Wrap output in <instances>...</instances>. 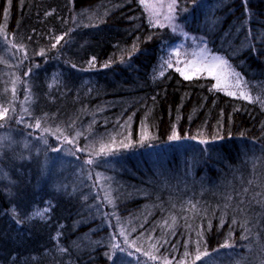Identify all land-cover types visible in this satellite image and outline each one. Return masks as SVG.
<instances>
[{
	"label": "trees",
	"instance_id": "trees-1",
	"mask_svg": "<svg viewBox=\"0 0 264 264\" xmlns=\"http://www.w3.org/2000/svg\"><path fill=\"white\" fill-rule=\"evenodd\" d=\"M178 2L191 27L201 19L208 25L205 34L214 53L241 75L264 79V0ZM155 30L136 0H0V113L8 110L0 129L30 132V122L23 118L30 114L26 110L35 88L39 94L47 83L48 66L58 63L68 74L64 88L72 103L86 100L80 81L85 73L101 78L108 74L114 85L102 87L100 80L95 81L101 90L86 108V116L80 119L84 112H78L79 118H71L72 108L61 119L60 127L68 125L63 135L78 128L83 134L82 122L85 118L91 122L86 124L88 135L67 158L64 175L61 165L59 172H51V166L41 173H33L34 168L20 171L9 166L14 161L7 162L14 154L5 155L0 169V264L7 260L38 264L40 258L50 263L44 249L50 250L46 242L55 238L66 246L72 264H187L189 253L195 252L193 227L169 222L167 208L160 203L163 197L146 191L157 179L156 170L193 177L192 185L203 179L210 184L241 172L238 167L245 166L246 155L264 154V114L253 103L229 95L232 89L218 85L212 76L184 75L182 68L192 52L171 54L170 38ZM50 88L54 84L46 87ZM47 99L35 98L32 115ZM61 113L66 112L57 115ZM221 114L232 122L233 130L216 140L197 139L195 118L216 119ZM99 157L109 160V173L115 175L109 192H98L100 200L96 192L84 196L93 187L100 190L94 173L91 189L69 174L72 162L91 164V158ZM262 185L251 188L261 191L260 201ZM186 192L181 190L177 199ZM226 201L219 203L227 207L224 219L231 223L240 217L251 225L239 242L240 255L247 258L252 253L246 264L259 259L264 264V243L253 241L261 237L255 227L260 222L254 225L248 214L233 212ZM213 211L214 219H220L221 208ZM201 227L203 235L211 234V243L222 242L223 225L215 233L206 224ZM211 250L198 253L201 259L195 257L192 264H217ZM63 258L65 254L61 263Z\"/></svg>",
	"mask_w": 264,
	"mask_h": 264
},
{
	"label": "rangeland",
	"instance_id": "rangeland-1",
	"mask_svg": "<svg viewBox=\"0 0 264 264\" xmlns=\"http://www.w3.org/2000/svg\"><path fill=\"white\" fill-rule=\"evenodd\" d=\"M136 2L145 17L148 26L155 27L157 33L170 38L171 44L168 51L171 54L176 55L179 51L185 53L192 52V58L187 62L186 68H182V73L184 75L201 74L204 76H212L215 83L226 90L231 88L234 95H238V97L243 98L247 102L253 103L258 111L264 114V79L254 80L241 75L238 71L228 65L224 56L214 53L209 44L208 36L205 34V27L208 25H205L202 19L198 20L194 27H191L188 20L183 19L182 17V10L179 6L178 0H144V2H142V0H136ZM146 3L155 5V10L153 11L145 7ZM169 5H173V7L170 9ZM144 36L146 37L147 35L144 34ZM151 38H153L152 35ZM214 57H219L221 59L215 60ZM85 64L89 67L94 66L93 62L87 61ZM208 65L214 66L211 74L203 70ZM44 74H52V77H50V75L49 77H46L47 83L44 89H41L40 93L38 91L39 94L36 93L37 88H35L31 96L32 100L29 101V108L26 110V112L30 114L28 117L23 118L30 122L28 123L30 125V132L19 129L15 130V128L4 127L3 129H0V169L4 166L2 160L5 155L14 154L12 157H8V163L14 161L13 164L9 165L10 167L14 166L23 172L34 168L33 173L35 171L41 173V171L43 172L44 168L47 169L48 166H51V172L58 171L61 165L60 170L64 175L67 172V158L69 156L72 157V151L74 150L75 152L79 142L88 135L87 131L90 129L91 122L88 118H85V120L83 119L84 122H82L83 124L81 125L85 126L83 134L80 130L77 132L78 129H81L78 128L80 127L78 126L76 131L71 130L68 135H63L65 130L63 127H60L61 119L68 116V113L72 108H74L72 111L76 112L73 119H75V117L79 118V113L82 114L83 112L84 113L81 115L80 119L86 116V108L90 106L89 104H91L93 96H97L101 90V87L100 89H97V83L95 81L100 80L102 87L108 86L107 88H114L112 80L108 74L103 73V77L101 78L97 75H89L85 73L80 81L83 82L81 88H85L84 97L86 100L84 101L81 100V98H78L77 100L74 99L72 103V101L66 99L68 95H66V89L64 86L65 83H67L65 79L68 74L63 71L62 66L58 63L48 66L45 69ZM217 77H219V81L217 80ZM149 79L152 80V78ZM69 82L74 84L72 79ZM50 84H54L53 90L52 88H50V90L46 89ZM74 87L80 90L79 86ZM53 92H59L60 94L51 97L48 101L47 98L54 94ZM38 96L39 100H47L45 102L42 100L40 106L43 105V107L42 109L38 107L39 109H36L37 112L34 116L32 115V112L35 110L33 106L35 98H37L38 101ZM28 98L29 97L26 99L28 100ZM75 103L77 106L73 107ZM59 111H65L66 113H61V115L58 116L57 113ZM204 117H199L202 121L197 117L194 121L196 124L197 139L201 138L204 141L216 140L218 137L230 133L233 130L232 122L225 119L222 114L216 119H208L209 116H207V120H205L206 118ZM77 120L73 122L76 123ZM73 122L71 124H73ZM87 122H89L90 125L86 126ZM37 123L39 124V127H36ZM206 123L208 124V128H206ZM48 133L50 135H48ZM195 151L197 152L196 149H192V152ZM40 153H43L42 157L39 155ZM19 155H24L23 159ZM263 156L264 154L260 153H257L254 156L246 155L243 157L245 166L241 168L238 167V170H241V172L237 171L236 173H230V175L225 174L220 177L219 180L215 182L213 181L210 184L207 183L208 185L204 179L202 180V183L197 181L192 185L191 181L193 180V177L186 175L180 178L179 175L170 176L166 171L162 173L161 170H156L157 179L152 183H148L149 187L146 191L152 190L154 194L160 195L158 196L159 198L163 197V201L160 203L165 209L167 208L165 215H167L169 222L193 227L192 235H194V237L191 239L194 244L195 252L194 256L192 255L193 252L189 253L186 259L187 264H192L198 253H205L210 251V249H212L211 251L218 257L217 264H237L238 262H240V264H246L251 259L248 257L252 253H248L247 258L240 255L242 244H239L242 238L247 237L246 235L248 234L247 232L251 225L247 224L244 220L242 221L240 217L237 220L231 219V223H229L230 219H224V210L227 209V207L226 204L219 203H224L226 200L227 203L228 200L232 199L228 203L231 207H234L233 212L248 214L250 219L253 220L254 225L260 222V225L257 224L255 227L260 231L261 237H258L257 235L255 237L256 240L253 241L257 243L256 245L264 243V237H262V232H264V200L260 201V190L251 189L258 183H262L263 185L261 187L264 189ZM104 158L99 157L94 158V160L91 158V164H86L77 160L72 162V167L69 168V174L75 176L76 181L77 179H83L85 181H83L84 187L85 184H88V187L91 189V179L96 177L95 181L100 190H95L93 187L91 191L85 193V197H89L95 192L97 197L98 192H102L105 195L109 192L108 189L113 183L112 177L115 175L109 173V160ZM259 164L260 167H258ZM256 168L258 170H256ZM92 173L95 174V177H92ZM39 175L40 174L37 176L39 177ZM199 179L201 180V178ZM195 185H198V188L192 189L191 187ZM235 188L237 192H235ZM184 189L187 190V192L182 199H177L179 192L181 190L184 191ZM201 190L207 192L203 194ZM100 199L101 196L98 197V200ZM180 200V205H178L177 203H179ZM215 206L221 208L222 214L220 215V219H214L213 210ZM2 222L4 226L9 227L3 220L1 223ZM202 224L209 226L214 233L216 232L215 228L223 225L224 227L222 228L224 229L221 231L223 232L221 234L222 242L219 244L211 243L209 241L211 234L203 235L201 230ZM60 240L61 239L55 238L54 240L47 241L46 244H50L51 249H44V253L48 255L46 256L47 258L50 257L51 264H72L69 257H66V246L61 243ZM234 242L236 246L233 245ZM56 252L58 256L55 255ZM244 252H246V249ZM64 254L65 258H63L61 263L60 258H62ZM50 263L42 258L38 261V264ZM252 264H262V260H255Z\"/></svg>",
	"mask_w": 264,
	"mask_h": 264
},
{
	"label": "snow or ice",
	"instance_id": "snow-or-ice-1",
	"mask_svg": "<svg viewBox=\"0 0 264 264\" xmlns=\"http://www.w3.org/2000/svg\"><path fill=\"white\" fill-rule=\"evenodd\" d=\"M142 2H144V0H142ZM145 7H147V8H149L150 10H155V8H156V6L155 5H150V4H145ZM173 7V5H169V8L171 9ZM214 59L215 60H219V59H221V58H219V57H214ZM213 67L214 66H212V65H208V66H206L203 70L204 71H207L209 74H211L212 72H213ZM185 78L186 79H188L189 77L188 76H185ZM217 80L219 81V77H217ZM229 95H232L233 93H228ZM245 98H248V97H245ZM7 109H4L3 110V112L2 113H0V119H3L4 118V116L6 115V113H7ZM36 127H39V124L37 123V125H36ZM176 138H178V137H173V139H176ZM193 207H195V206H193ZM196 259L197 260H199V259H201V257L198 255L197 257H196Z\"/></svg>",
	"mask_w": 264,
	"mask_h": 264
},
{
	"label": "bare ground",
	"instance_id": "bare-ground-1",
	"mask_svg": "<svg viewBox=\"0 0 264 264\" xmlns=\"http://www.w3.org/2000/svg\"><path fill=\"white\" fill-rule=\"evenodd\" d=\"M68 81H69V80H68ZM70 115H71V118H74V112L70 113ZM66 126H68V125L64 124V127H63L64 130H65V128H67ZM258 167H260V165H259ZM258 167H257V168H258ZM257 168H256V170H258ZM6 264H11V262H10L9 260H7V261H6Z\"/></svg>",
	"mask_w": 264,
	"mask_h": 264
}]
</instances>
